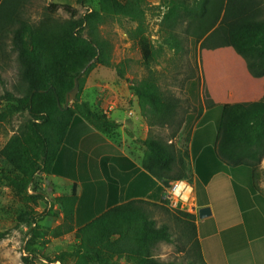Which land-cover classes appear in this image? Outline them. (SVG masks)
Listing matches in <instances>:
<instances>
[{
	"label": "trees",
	"instance_id": "trees-1",
	"mask_svg": "<svg viewBox=\"0 0 264 264\" xmlns=\"http://www.w3.org/2000/svg\"><path fill=\"white\" fill-rule=\"evenodd\" d=\"M26 3L27 0H0V53L6 59L15 54L21 82L20 94L6 91L0 103H13L16 112L28 114L0 156L5 163L4 172L13 183L31 187L37 193L32 199L45 200L36 178L51 173L74 117L84 118L104 133L115 129L110 117L80 99L85 81L82 73L94 63L95 57L98 56V63L112 66V47L100 37L99 26L111 18H129L138 24L135 33L139 35L135 38L144 58L149 61L155 52L142 36L147 13L145 0H99L98 9L63 23L50 16L32 23L21 11ZM160 7L166 9L161 25L163 40L176 56L186 51L184 39L177 31L184 26L183 33L201 41L202 49L232 48L246 60L254 77H264V16L260 0H162ZM116 68L123 78L122 65ZM76 78L79 93L76 100L67 104L66 95L73 89ZM159 83V77L150 73L132 88L150 127L143 141L146 149L143 167L168 185L184 179V170L178 166L182 160L172 142L183 124L180 117L183 99L164 91ZM211 105L210 102L208 106H214ZM217 110L219 157L237 170L252 171L264 158V98ZM154 127L173 131L164 137L154 133ZM77 200L75 186L69 196L57 198L64 221L56 236L74 230L79 240L72 251L56 257L62 264L64 256L71 257L73 264H123L124 259L129 264H206L197 238L196 216L192 213L171 210L166 202L132 200L90 218L75 229ZM159 211L169 214L173 226L159 224ZM28 217L25 211L20 215L23 221ZM175 241L182 252L185 243L191 242L186 262H166L153 256L157 244Z\"/></svg>",
	"mask_w": 264,
	"mask_h": 264
},
{
	"label": "rangeland",
	"instance_id": "rangeland-1",
	"mask_svg": "<svg viewBox=\"0 0 264 264\" xmlns=\"http://www.w3.org/2000/svg\"><path fill=\"white\" fill-rule=\"evenodd\" d=\"M145 1L147 13L142 36L152 47L154 56L149 61L144 58L135 38L137 33L139 35V32L135 33L138 25L136 22L126 17L108 19L99 26V35L112 47V66L98 63V56L95 57L92 61L94 63L91 66L89 64V69L81 74L85 80L80 94L82 101L88 102L94 110L107 116L111 106L116 103V106H123L124 111L133 110L135 114L129 113V122L137 120L138 117L148 123L141 113L132 86L154 73L159 77V84L164 91L183 99L180 117L183 118L182 126L186 122L189 129L196 124L200 112L210 108V102L211 106L215 104L212 100L213 94H220L224 101L228 99L232 104L249 103L264 98V77H254L247 68L246 60L232 48L202 49L201 41L186 36L183 33L184 26H180L177 31L184 39L186 51L176 56L163 40L161 25L166 9L160 7L162 0ZM260 2L264 16V0ZM98 8L99 0H27L21 11L32 23H38L49 16L63 23L77 20ZM86 33V30L83 31V36ZM118 65L123 67V78L116 70ZM20 84L19 66L15 54H12L6 59L3 70H0V97L6 91L20 94ZM13 106V103H0V151L28 118L27 112H16ZM218 113L215 108L205 121L217 123ZM120 117L123 118V114H112L114 120ZM207 129L208 134L214 136L212 127ZM152 131L167 137L173 129L154 127ZM186 135L187 130L184 132V136ZM1 159L0 156V264H62L56 261V257L72 251L79 244V240L74 230L66 235L56 236L58 226L64 221L57 201L59 197L54 195L56 191L46 184L45 175H39L36 181L41 188L40 192L46 198L32 199L37 193L31 187L13 183L4 172L5 163ZM254 170L257 174V185L264 188V158L255 164ZM171 183L165 185L167 190ZM23 211L29 213L26 221L20 219ZM157 220L159 224L170 223L173 226L174 223L168 213L160 211ZM185 245V252H182L176 241L159 243L153 250V256L166 262H186L192 244L187 242ZM121 262L130 263L128 259ZM64 264H73V259L64 256Z\"/></svg>",
	"mask_w": 264,
	"mask_h": 264
},
{
	"label": "crops",
	"instance_id": "crops-1",
	"mask_svg": "<svg viewBox=\"0 0 264 264\" xmlns=\"http://www.w3.org/2000/svg\"><path fill=\"white\" fill-rule=\"evenodd\" d=\"M5 64L6 58L0 53V70ZM212 98L214 106L204 109L193 127L188 129L185 122L172 140L182 160L178 162L184 170L182 180L193 186L192 214L196 216L203 259L206 264H264V188L257 185L253 168L250 172L237 170L219 157V126L205 120L215 108H227L232 103L218 93ZM116 105L108 114L115 123L111 133L98 131L84 118L74 117L52 171L45 175L55 196H69L76 187L75 229L132 200L166 202L171 208L165 184L143 167L148 123L138 117L129 122L133 110L124 111L123 106ZM113 113L123 114L124 119L114 120ZM209 126L214 136L208 134ZM204 207L210 208L211 215L200 219L197 210Z\"/></svg>",
	"mask_w": 264,
	"mask_h": 264
},
{
	"label": "built area",
	"instance_id": "built-area-1",
	"mask_svg": "<svg viewBox=\"0 0 264 264\" xmlns=\"http://www.w3.org/2000/svg\"><path fill=\"white\" fill-rule=\"evenodd\" d=\"M193 199V186L186 180L173 181L167 190V200L172 209L194 213Z\"/></svg>",
	"mask_w": 264,
	"mask_h": 264
},
{
	"label": "water",
	"instance_id": "water-1",
	"mask_svg": "<svg viewBox=\"0 0 264 264\" xmlns=\"http://www.w3.org/2000/svg\"><path fill=\"white\" fill-rule=\"evenodd\" d=\"M80 87H79V81L78 78L75 79V85L72 90L68 92L66 95V103L69 104L71 101L76 100L77 95L79 93ZM198 217L200 219L209 217L211 215V210L209 207L200 208L197 210Z\"/></svg>",
	"mask_w": 264,
	"mask_h": 264
}]
</instances>
